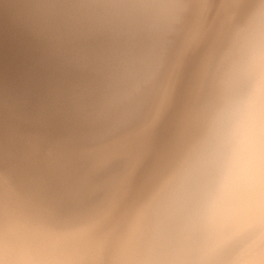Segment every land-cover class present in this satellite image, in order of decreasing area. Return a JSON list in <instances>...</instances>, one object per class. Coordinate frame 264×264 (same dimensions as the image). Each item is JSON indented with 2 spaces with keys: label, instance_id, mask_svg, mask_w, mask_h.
Returning a JSON list of instances; mask_svg holds the SVG:
<instances>
[{
  "label": "clouds",
  "instance_id": "9594fccd",
  "mask_svg": "<svg viewBox=\"0 0 264 264\" xmlns=\"http://www.w3.org/2000/svg\"><path fill=\"white\" fill-rule=\"evenodd\" d=\"M0 264H264V0H0Z\"/></svg>",
  "mask_w": 264,
  "mask_h": 264
}]
</instances>
